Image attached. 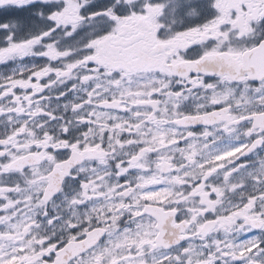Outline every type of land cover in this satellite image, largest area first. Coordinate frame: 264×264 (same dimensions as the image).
I'll return each mask as SVG.
<instances>
[{
  "label": "snow or ice",
  "instance_id": "snow-or-ice-1",
  "mask_svg": "<svg viewBox=\"0 0 264 264\" xmlns=\"http://www.w3.org/2000/svg\"><path fill=\"white\" fill-rule=\"evenodd\" d=\"M0 264H264V0H0Z\"/></svg>",
  "mask_w": 264,
  "mask_h": 264
}]
</instances>
